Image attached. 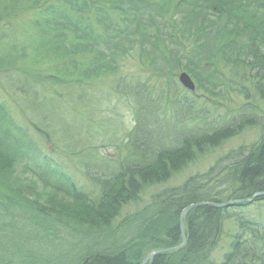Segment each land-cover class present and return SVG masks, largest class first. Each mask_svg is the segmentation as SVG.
Instances as JSON below:
<instances>
[{"label": "trees", "instance_id": "16d2710c", "mask_svg": "<svg viewBox=\"0 0 264 264\" xmlns=\"http://www.w3.org/2000/svg\"><path fill=\"white\" fill-rule=\"evenodd\" d=\"M250 3L251 7L254 5V14L245 15L250 18L246 20L241 15L248 11ZM12 5L25 7L39 20L32 24L33 35L26 38L19 50L8 48L13 44L8 45L10 40L5 34L11 31L7 22L13 19L17 9ZM169 13L173 21L167 26L164 20ZM259 17L264 21V1L0 0V72L22 71L27 64L38 75L37 69L45 64L57 86L87 84L99 77L118 75L122 62L136 51L142 65L155 75L172 78L184 71L197 90L207 95L224 89L225 70L230 69L233 74L243 72L252 83L255 96L263 101L264 22L257 24ZM129 92L134 99L138 98L137 102L140 100L137 93ZM146 99L150 100L149 95ZM168 104L176 105L172 101ZM142 105L148 106V110L152 108L147 100ZM6 115L0 105V264H129L140 260L147 246H173L172 238L167 239L169 245H164L157 235L178 234L177 223L184 207L200 202L221 203L227 196L220 179L212 182L219 175L211 177L214 168L207 175L193 177L181 187L157 196L140 212L145 217L139 221L135 219L119 227L112 225L111 219L123 204L134 201L142 188L154 181H166L172 173L190 165L195 154L219 147L254 122L249 116H240L236 126L229 122L225 130L211 135L179 137L175 141L178 144L169 148L164 147L159 135L158 144L154 145L153 128L148 129L154 123V115L138 116L136 127L129 135L138 145L128 146L130 158L137 163L120 166L113 175L104 173L103 168L104 176H90L95 198L75 190L55 171L41 173L48 183L40 178L42 181L74 203L66 212L42 204L20 186L12 189L9 178L5 182L3 172L20 159L18 144L12 141L6 126L9 124ZM135 137H140V141H134ZM152 145L153 148L149 147ZM262 147L261 144L247 157L261 159ZM262 158L260 167L264 163ZM259 170L246 179L249 194L264 187V174ZM190 212L197 226L187 234L185 247L167 259L173 264L204 263L200 258L206 256L201 251L212 250L216 245L213 236L219 232L222 212L208 207H197ZM192 222L188 220L189 226ZM128 228L139 234L131 239L129 234L122 233ZM247 232L256 234L250 229ZM236 243L239 244L238 240L224 264H236L238 260H250L254 264L259 257L254 255L258 247L255 246L257 252L251 248L254 249L251 254L250 248H246L249 246Z\"/></svg>", "mask_w": 264, "mask_h": 264}, {"label": "rangeland", "instance_id": "374dc122", "mask_svg": "<svg viewBox=\"0 0 264 264\" xmlns=\"http://www.w3.org/2000/svg\"><path fill=\"white\" fill-rule=\"evenodd\" d=\"M14 5L13 9H17L13 12V19L7 22V28L11 31L5 34L10 40L8 45L13 44L8 48L15 47L19 50L18 48L25 45L26 38L33 35L32 24L39 20L33 18L32 13L26 11L25 7ZM250 7L251 3L247 5L248 11L244 10L241 15L246 20L250 18L245 15L254 14V5ZM260 17L256 23L261 25L264 21ZM170 19L169 13L164 20L167 26L172 24L173 20ZM129 57L137 60L136 51ZM130 58L125 61L127 63L122 62L118 75L111 78L101 77L86 85L73 83L57 86L52 82L55 80L49 77L51 71L45 64L37 69L38 75H35L37 72L30 71V65L27 67V64L22 71L0 72V105L7 113L6 120L9 124L6 126L9 128L10 137L18 144L20 151V159L3 172L5 182L9 178L8 183L12 189L16 185L20 186L42 204L47 203L69 212L75 206L72 200L46 184V179L39 172L55 169L62 171L75 190L91 194L89 197L95 198L90 176H104L101 174L103 168L104 173H117L120 166L137 163L130 158L127 146L138 145L129 139L136 127L138 116L146 118L154 115V123L148 125L149 130L153 128L151 133L153 142L156 143L154 145L158 144L156 140L159 135L162 136L164 147L169 148L178 144L175 141L179 137L195 135L194 133L211 135L229 122L234 125L240 116H249L254 122L252 126L236 132L235 136L222 142L219 147L203 150V157L196 163L172 173L166 181L148 184L134 201H129L118 209L117 214L120 216L117 217V222L140 212L151 203V199L164 191L181 187L187 178L211 171L221 163L219 158L227 157L232 160L230 154L238 153H244L247 157L248 153L251 154L254 149L256 151L261 144L264 149V100H258L252 83L248 82V77H241V72L233 74L230 69L225 70L222 80L224 89L215 91V97L198 91L190 94L178 84L176 77L171 80L170 89H167L168 77L151 76L149 71L141 69L136 63L128 62ZM59 71L56 70L55 73L60 74ZM130 84L140 86L128 89ZM129 91L137 93L138 96L149 95L151 101L144 98L142 104L147 100L155 106L148 110V106L137 102L138 98L130 96ZM171 101L176 105L168 104ZM184 104L185 109L182 110ZM139 139L141 138H133L134 141H140ZM41 160L45 166L41 164ZM40 178L45 179V182ZM217 179L220 178L215 177L212 182ZM230 200L229 196L225 202ZM237 213L243 219L264 223L263 203L254 202L242 209H225L222 235L216 243L217 247L215 245L216 249L210 254V264H224L225 255L233 254V236L242 246L258 247V252L255 248L257 253L254 255L259 257L254 264H264V225L258 227L255 235L249 233V228L237 226ZM239 244L236 243L237 246ZM253 251L254 249L251 254ZM143 254L142 260L148 253L146 251ZM252 263L253 261H247V264Z\"/></svg>", "mask_w": 264, "mask_h": 264}, {"label": "bare ground", "instance_id": "6f19581e", "mask_svg": "<svg viewBox=\"0 0 264 264\" xmlns=\"http://www.w3.org/2000/svg\"><path fill=\"white\" fill-rule=\"evenodd\" d=\"M241 77H245L243 75V72L241 74ZM262 140H264V138ZM203 155H204L203 153L202 154H195L194 158L191 160V164L196 163V161L198 159H200L201 157H203ZM245 156L246 155H244V153H243V155L238 153V154H230V157L232 158V160H229L227 157H225V159L219 158V162H221V163H218L215 166L213 172H212V170L209 172H206V171L204 172L205 175L212 172L211 177H215L219 173L221 174V175L219 174V176H218V178H220L219 184L220 185L225 184L226 189H227V191H226L227 196L225 197L224 202L227 201L229 196L232 197V196L243 195L244 200L247 203L252 204V203L256 202L257 197L264 195V187L257 190L255 192V194H253V195L252 194H246L248 192V188H247L248 183L246 182L247 177L250 174H252L257 168L259 170L261 167H262V169L259 170L260 174H262V175L264 174V167H263L264 163L260 167V163L263 160L262 157H264V156L261 155V159H258V158L253 159L252 157H245ZM251 159H253V160H251ZM240 170H241V172H240ZM204 177L206 178L207 176H204ZM188 179L189 178L186 179V182H188ZM143 189L144 188H142L141 191H143ZM129 198L132 199L133 197L130 196ZM152 203H153V199H152ZM199 204L200 203H194V204L188 205V207H191V208L188 210L189 212H187L186 214L184 212L186 210V207H184L181 210L180 214L182 215V213H183V217H182V220L180 218L178 220V223H177L178 224L177 225L178 234L177 235L174 234L173 237H172L171 233H168L166 235L160 234V236L157 235V237L160 239L158 241L162 242L164 245H169V242H168L169 240H167V239L172 238L171 244L174 243L173 246L165 247L163 245H159V246L153 245V246H147L143 249V250L147 251L148 256H149L148 259L146 260L148 264H173V263L167 261V259H169V258L171 259V257H174V255L178 251H180L178 249V247L181 244V242L183 241V238L185 236H187V234H189V232H193L196 229L197 224L195 221H197V220H195V218H193L189 214L191 213L190 211H192L194 208L198 207ZM181 215H180V217H181ZM119 216L120 215L115 216L113 219H111L112 225H114V226L119 225V227H120V225L124 224L125 222L130 223L132 220H135V219L139 221L140 219H143L145 217L141 213H136L134 215L132 214V215L126 217L123 220L121 219L119 222H117V219H118L117 217H119ZM188 220L189 221L193 220V222L190 226H189ZM181 222L184 225H182ZM237 223H239L238 220H237ZM221 224H222V221H221ZM183 227L185 228V230L181 233V230L183 229ZM221 232H222V225L220 226L219 232L215 233V237L213 236V240L216 243L220 240V236L222 235ZM122 233L123 234H129L130 236H132L131 239H133L134 237H136L139 234L138 231L136 232L135 230H132L130 228H128V230H126V231L123 230ZM150 247H153L156 250L152 249L150 252H148V249ZM213 250L214 249L211 250V248H209V249H204L201 251V253L206 256V258L204 256H202L200 258V260L202 262H204L201 264H210L211 263L209 261V258H210V252H212ZM243 252L245 254L248 253V251H245V250H243ZM197 263L200 264V262H197ZM129 264H145V262H143L142 260H137L136 262L129 263Z\"/></svg>", "mask_w": 264, "mask_h": 264}, {"label": "water", "instance_id": "95a60500", "mask_svg": "<svg viewBox=\"0 0 264 264\" xmlns=\"http://www.w3.org/2000/svg\"><path fill=\"white\" fill-rule=\"evenodd\" d=\"M179 80H180L181 84L186 89L191 90V91L194 89L193 84L191 83L190 79L186 75H184V74L181 75ZM209 206L214 207V208H219V205H213V204H211ZM190 208L191 207H188L184 212L186 213ZM183 242H184V238H183Z\"/></svg>", "mask_w": 264, "mask_h": 264}]
</instances>
